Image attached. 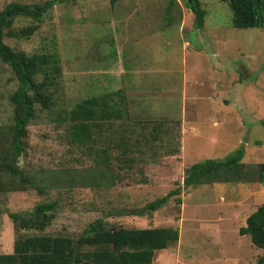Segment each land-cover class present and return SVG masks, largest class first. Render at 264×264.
I'll return each mask as SVG.
<instances>
[{
	"label": "rangeland",
	"instance_id": "rangeland-1",
	"mask_svg": "<svg viewBox=\"0 0 264 264\" xmlns=\"http://www.w3.org/2000/svg\"><path fill=\"white\" fill-rule=\"evenodd\" d=\"M44 1L0 0V10L10 2ZM198 1L200 26L185 0H75L56 3L39 22L17 16L4 29V42L15 50L56 52L60 75L52 109L36 105L19 160L44 191L26 186L0 194L1 254L12 252L17 234L7 212L56 200L48 234L76 237L98 217L125 228L172 226L178 241L157 250L152 264H264L262 249L239 232L264 203V182L183 187L186 167L223 160L239 148L241 162H264V27L236 28L226 1ZM139 81L147 91L129 89ZM15 87L0 61V125L12 122ZM117 89L126 96L123 118L102 126L91 153L72 144L68 122L56 115L82 97ZM155 119L162 129L150 141ZM104 163L112 184L103 178L99 186H82L89 170ZM51 176L60 183L48 186ZM178 186L158 209L144 207Z\"/></svg>",
	"mask_w": 264,
	"mask_h": 264
},
{
	"label": "trees",
	"instance_id": "trees-1",
	"mask_svg": "<svg viewBox=\"0 0 264 264\" xmlns=\"http://www.w3.org/2000/svg\"><path fill=\"white\" fill-rule=\"evenodd\" d=\"M71 1L75 0H45L40 4L10 2L0 10V61L9 66L16 80V87L9 97L13 105L12 122L0 125V194L24 190L26 186L40 193L44 191L43 187L35 184L34 176L23 171L19 160L25 152L27 125L36 116V105L41 110L52 109L60 75L56 52L27 55L23 50H15L4 42V29L10 27L17 16L39 22L56 3ZM109 1L113 4L117 0ZM224 1L231 11L232 26L264 27V0ZM185 2L194 13L197 26H200L203 10L199 1ZM125 97L122 89L82 97L68 111L58 113L56 120L68 122L69 141L91 153L92 146L100 140L98 136L102 126H111L123 118ZM155 121L148 134L150 141L157 140L162 129L161 120ZM127 141V138L120 139L121 145ZM128 151L126 147L122 150L124 154ZM242 155L243 150L239 148L223 160L205 159L192 163L184 170L183 187L216 182H264V162L243 163ZM104 158L106 162L110 160L109 156ZM104 164L102 168L95 166L97 169L94 172L89 170L90 173L85 177L87 180H82L81 185L99 186L103 178L112 184L114 175L110 166ZM49 179L48 186L61 181L52 176ZM179 192L180 186L148 202L144 207L156 210L170 196ZM177 199L180 201L179 197ZM57 206L56 200H50L36 203L26 211L7 212L17 234L12 252L0 253V264H152L157 250L166 249L179 239L176 227L125 228L108 225L100 217L88 222L76 237L45 233L43 230L54 219ZM20 229L34 232L23 234L18 232ZM239 232L248 234L252 243L262 249L258 261L264 263V203L247 216Z\"/></svg>",
	"mask_w": 264,
	"mask_h": 264
},
{
	"label": "crops",
	"instance_id": "crops-1",
	"mask_svg": "<svg viewBox=\"0 0 264 264\" xmlns=\"http://www.w3.org/2000/svg\"><path fill=\"white\" fill-rule=\"evenodd\" d=\"M184 40H186V38H185ZM186 43H187V42L185 41L184 44H183V46L186 45ZM141 47H143V46H141ZM140 51L143 52L142 49H141ZM136 78H137V77H136ZM138 78H140V77H138ZM147 78H148V77H147ZM148 80H152V79H148ZM140 82H141V81H139V83L136 82L135 85H134V84H131V86H130L129 89H131V90H132V89H133V90H139V91H147V90H146L147 88L143 90V88L141 87L142 85L140 84ZM148 82H149V81H148Z\"/></svg>",
	"mask_w": 264,
	"mask_h": 264
}]
</instances>
